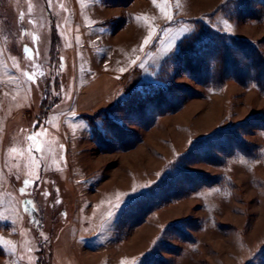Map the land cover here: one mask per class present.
<instances>
[{
  "label": "rangeland",
  "instance_id": "rangeland-1",
  "mask_svg": "<svg viewBox=\"0 0 264 264\" xmlns=\"http://www.w3.org/2000/svg\"><path fill=\"white\" fill-rule=\"evenodd\" d=\"M28 2L0 0V37L10 70L37 73L39 126L70 89L59 56L68 42L58 17L39 27L36 15L35 42L20 33L15 15ZM225 2L227 14L218 11ZM238 2L251 18L228 16ZM31 3L33 11L48 7L47 0ZM141 3L150 26L159 27L150 50L162 58L124 98L60 124L42 140L43 151L10 154L13 146L27 149L29 130L0 129V264H264V74L253 80L264 72V1L123 6ZM200 23L220 40L211 49H196L206 38ZM223 34L242 43L228 45ZM249 43L254 60L245 58ZM2 72L0 65V81ZM30 160L41 167H27ZM118 199L124 203L107 218Z\"/></svg>",
  "mask_w": 264,
  "mask_h": 264
},
{
  "label": "crops",
  "instance_id": "crops-1",
  "mask_svg": "<svg viewBox=\"0 0 264 264\" xmlns=\"http://www.w3.org/2000/svg\"><path fill=\"white\" fill-rule=\"evenodd\" d=\"M60 1L57 9L49 10L45 5L43 12L36 9L29 15L27 9L23 8L15 15L17 29L20 33H26L29 40H33V36L38 38L34 30L36 15L40 17L39 27L44 25L46 17H58L65 31L68 43L62 49V54L60 50L59 56L62 58L61 65L69 69V77L65 80L69 82L70 89L61 93L60 100L50 108L46 120L50 123L43 121L39 126L33 127L34 122L37 124L42 99L37 88L38 80L36 78L34 84L27 82L22 75L27 70L23 67L10 70L11 65L8 56L6 57L7 38L5 35L0 37V65L3 66L0 81V129L8 132L11 128H16L33 133L38 129H46V134L41 135L36 142V146L42 151V140L53 136L52 130H59L60 124L68 126L70 118L81 122L85 115L111 109L125 97V91L134 83L133 80L136 82L137 77L141 79V75L150 66L158 65L162 58L158 51L155 55L151 52L150 44L143 51L140 50L150 28L153 33L159 28L150 26L147 3L131 9L123 6L126 0ZM61 4L67 11H64ZM117 8L120 11L114 12ZM21 11L25 13L23 19H20ZM137 17L142 19L137 20ZM51 28L55 33L54 26ZM128 33L129 36L125 39L124 35ZM120 76H124L123 84L118 81ZM65 93H70L71 98L68 99ZM58 118L59 121L56 120ZM67 152V149L64 150L66 158Z\"/></svg>",
  "mask_w": 264,
  "mask_h": 264
},
{
  "label": "snow or ice",
  "instance_id": "snow-or-ice-1",
  "mask_svg": "<svg viewBox=\"0 0 264 264\" xmlns=\"http://www.w3.org/2000/svg\"><path fill=\"white\" fill-rule=\"evenodd\" d=\"M57 2H58V0H47V5H48L49 10H51L53 8V6ZM153 4H156V0H153ZM61 7L63 8V4H61ZM179 7H180L179 0H177V8H179ZM32 11H33V4L31 3V0H29L27 12H28L29 15H31ZM64 11H67V9L64 8ZM24 15H25V13L23 11H21L20 19H23ZM166 18L169 21L172 20V16L171 15H167ZM136 19L140 20L142 18L141 17H137ZM29 23H32V21L29 20ZM32 39H33V42H35L37 38H36V36H33ZM152 40H153V30L150 28L148 35L144 38V41L141 44L140 50L143 51L144 47L149 45L152 42ZM78 41H79V37H77V42ZM30 52H31V49H29L27 47L24 48V53H25V55L27 56V58L29 60L32 59V56L29 54ZM37 55H38V53H37ZM132 63H136V61H132ZM121 71L123 72L124 69H121ZM22 75L26 78L27 82H31L33 84L36 82L37 73H35V72L29 73V72L25 71V72L22 73ZM39 75H43V73L40 72ZM65 96L68 99L71 98V94L70 93H65ZM45 123L46 124L50 123V121H46ZM33 127L34 128L36 127V123L35 122H34ZM21 131H25V130H21ZM44 134H46V129H38L34 133L33 132H29V134L25 137L26 141L28 142L27 149H23V148L18 149L17 147L13 146V147L8 149V152L10 154H15V153L19 152L21 155H23L25 151H27L29 154H31L33 152L42 151V149L40 147L36 146V142L40 139L41 135H44ZM60 148L63 149V145H60ZM32 159L34 160V158H32ZM60 160H63V155L60 156ZM26 166L29 167V168L35 167L36 169H39L41 167V165H40V163L38 161L33 163L32 160H30V162ZM31 183H32V181H30V180H25L24 181L25 187L29 186ZM20 191L23 192L24 189L22 188ZM135 191H137V189L133 188V192H135ZM57 202H59V201H57ZM29 203H31V202L29 201ZM123 203H124V201L122 199H118L115 204L111 205V208H110V210L108 211V214H107V218L110 219L111 217H113L116 214V211L120 209V207L122 206ZM122 264H123V262H122Z\"/></svg>",
  "mask_w": 264,
  "mask_h": 264
},
{
  "label": "trees",
  "instance_id": "trees-1",
  "mask_svg": "<svg viewBox=\"0 0 264 264\" xmlns=\"http://www.w3.org/2000/svg\"><path fill=\"white\" fill-rule=\"evenodd\" d=\"M264 1V0H263ZM227 2V1H226ZM223 3L222 5H220L219 6V8H218V11H223L225 14H227V13H230L229 11H230V9L228 10V8L226 7V5H227V3ZM231 2V1H230ZM229 5V4H228ZM236 8V10L234 11V13H233V16H231L230 14H228V16L229 17H234L235 15L236 16H240V14H245V12H247L248 13V17L249 18H251V15L249 16V12L250 11H248L249 10V8H248V4L246 3H242V4H240V2H238L237 4H235L234 5ZM253 16V15H252ZM254 17V16H253ZM198 32L200 33L199 35H203V34H205L204 36H206V38H204V39H200L199 41H198V43L196 44V49H199L200 47H198L199 45L200 46H203V48L204 47H207V49H211L212 48V46H214L215 45V43H217V42H219L220 40L218 39V36L217 35H213V34H211L212 33V30H211V28L209 27V26H207V25H205L204 23H200L199 24V30H198ZM198 34V33H197ZM198 35V36H199ZM223 37H224V41H226V42H229L228 43V45H230V44H232V46H234L233 44H236L235 46L237 47L238 46V44L239 43H242V41H240L241 39H238V38H233V37H228V36H226V35H221V40L223 39ZM217 41V42H216ZM222 42V41H221ZM192 43V35L190 36V38H189V40L188 41H186L185 42V44L182 46V47H188L190 44ZM246 43H248L247 41H246ZM247 45V50H248V54H245V58H248V60H249V58L251 59L252 58V60H254V58H255V56L257 55L258 56V53L256 52V50H255V48L251 45V43H249V44H246ZM181 46V45H180ZM185 48V49H186ZM229 47L227 46V49H228ZM226 49V50H227ZM254 54H256V55H254ZM258 59V58H257ZM225 62H227V60L226 61H224L223 62V65H224V63ZM221 63H222V60H221ZM233 64H236V63H233V62H230V63H228L227 62V65H229V66H231V65H233ZM259 65H261V66H263V68H264V64L262 63V62H260L259 63ZM233 68H235V67H232V69ZM234 70V69H233ZM264 74V72H261V73H259L253 80L254 81H257L258 82V80H260L259 78H261V75H263Z\"/></svg>",
  "mask_w": 264,
  "mask_h": 264
}]
</instances>
